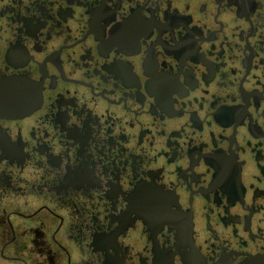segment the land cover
Returning <instances> with one entry per match:
<instances>
[{
	"label": "flooded vegetation",
	"instance_id": "obj_1",
	"mask_svg": "<svg viewBox=\"0 0 264 264\" xmlns=\"http://www.w3.org/2000/svg\"><path fill=\"white\" fill-rule=\"evenodd\" d=\"M0 264H264V0H0Z\"/></svg>",
	"mask_w": 264,
	"mask_h": 264
}]
</instances>
